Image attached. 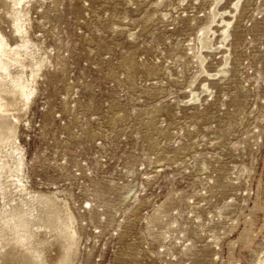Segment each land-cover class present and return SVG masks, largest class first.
<instances>
[{
    "label": "rangeland",
    "instance_id": "1",
    "mask_svg": "<svg viewBox=\"0 0 264 264\" xmlns=\"http://www.w3.org/2000/svg\"><path fill=\"white\" fill-rule=\"evenodd\" d=\"M17 1L0 264H262L264 0Z\"/></svg>",
    "mask_w": 264,
    "mask_h": 264
},
{
    "label": "bare ground",
    "instance_id": "2",
    "mask_svg": "<svg viewBox=\"0 0 264 264\" xmlns=\"http://www.w3.org/2000/svg\"><path fill=\"white\" fill-rule=\"evenodd\" d=\"M219 1L220 0H217L216 3ZM238 2H239V0L235 1V3H234L235 8L237 7ZM28 3H29V0H18L15 3L18 6H16L14 8V12L20 14V16L26 15L27 9H25V7L28 5ZM214 14L221 15V13H219L218 11L215 12ZM226 22L227 23H225V28L223 29V34H222L224 37H227V35H228V32L226 30L227 25H228V21H226ZM206 28H208V27H206ZM14 29L18 30V26L16 24L14 25ZM210 31H211V29H202L203 36L201 38V48L210 47V41H209V38L207 37V34ZM28 43H29V38L23 37L20 40L19 46L22 48H26L29 45ZM26 53L29 54V52H26ZM13 55L21 56V53L18 52L17 50H14V48L11 47L9 42L5 39L3 33L0 32V69H2V71L4 72V73L0 72V113L7 112L8 106L12 105L14 103V101H16L19 98V95H22L24 97V99L26 100V103H27L31 99L32 93L34 92V89H35L34 85H33V82H34L33 75L36 72L31 71V73H30L31 78L28 80L27 84H24V83L17 84L14 80L11 79L12 77H10V73L6 69V66L8 65V63L6 62V59L12 58ZM200 58L203 59L204 57L201 55ZM42 59H43V64H44L45 59L43 57H42ZM226 59H227V57L225 58V60ZM38 74H40L39 71H37V75ZM7 77L8 78L10 77L9 80H6ZM7 83H10V86H12L13 89H9L7 86ZM18 85H20V86L18 87ZM3 98L5 99V101L2 102ZM12 117L16 119V115L13 114ZM6 123H7L6 118H0V133H2L4 130L7 129ZM38 195H39V197L45 196L44 194H41V193H38ZM46 197H47L46 201H50L51 205L54 207L55 201H54L53 197H51L49 195ZM39 201H41V200H39ZM46 203H48V202H46ZM46 203H43V205H46ZM57 210L58 209H56V206H55V209L52 210V213H53L54 222L56 223L55 229H57V233L60 234L66 230V223L63 222L62 224H60L59 222H56V219L59 220V218H61L60 215H59V217L56 216ZM61 220H63V219L61 218ZM46 227L49 228L50 230H54V228L52 227V224H48V225H46ZM68 235H69V238L71 239L69 245L72 246L74 244L73 235H75V233L72 229L71 230L69 229ZM1 239L2 238H0V240ZM3 249H4L3 244L0 242V252H2ZM262 264H264V262Z\"/></svg>",
    "mask_w": 264,
    "mask_h": 264
}]
</instances>
